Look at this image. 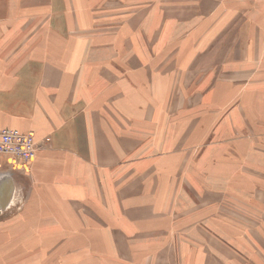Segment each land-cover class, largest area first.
<instances>
[{"label": "crops", "instance_id": "1", "mask_svg": "<svg viewBox=\"0 0 264 264\" xmlns=\"http://www.w3.org/2000/svg\"><path fill=\"white\" fill-rule=\"evenodd\" d=\"M0 126L37 143L26 167L0 155V264H261L264 216L208 198L264 169V138L235 135L264 136V0H0Z\"/></svg>", "mask_w": 264, "mask_h": 264}, {"label": "rangeland", "instance_id": "2", "mask_svg": "<svg viewBox=\"0 0 264 264\" xmlns=\"http://www.w3.org/2000/svg\"><path fill=\"white\" fill-rule=\"evenodd\" d=\"M162 2L161 1H155L154 2V8H157ZM142 4V3H141ZM142 5H146V2H143ZM165 8L163 6V4L160 5V10ZM146 18V17H145ZM144 18V19H145ZM188 18V17H187ZM143 19V21H144ZM147 19V18H146ZM161 19H165V17H161V16H155L153 18L154 22H157ZM170 19L173 20H178L177 17H170ZM149 20V19H148ZM144 23V22H143ZM146 24V23H145ZM143 28L145 29V26H143ZM152 28H166V25H162V26H157V25H152ZM171 28H177V26H171ZM185 29L187 30V33H189L188 35L190 37L193 38L194 41L197 42V48H199L197 51H199V55L204 57V54L206 55V62H208V57H209V51H210V47L211 44H215L216 39H214V41H210V33H200V32H195L194 31V26L187 24L185 26ZM162 36V32H153L152 37L151 38H146V32L142 33V39L146 42H148V44L150 43H158L162 40L161 39ZM224 39V36L221 38ZM180 40L179 36L176 37L173 41L169 42V44L173 45V46H177L178 41ZM204 67H208V65L203 66ZM201 73V72H200ZM201 78V76L199 77ZM219 81H214V83H218ZM224 83V87H226V82ZM223 96H221L222 99ZM220 99V101H221ZM219 101V102H220ZM217 102V104L219 103ZM201 104L200 102H197V105ZM241 104V102L238 99V96H234V97H230L229 100L227 102H224L223 105H219V107H215L213 108V112L216 113H211L213 115L218 114L219 112H222L223 114V118H226L228 115L231 114V112H234V110L238 107V105ZM243 110V109H242ZM245 112H247V116L248 117H253L254 114L249 110L246 109ZM210 114V113H209ZM258 122V121H257ZM212 123V122H211ZM258 124V123H257ZM214 126H211V128H213ZM242 131V130H240ZM236 132L235 135L238 136V133L241 134V136L237 137H243L245 139H248L250 143H252L259 135L261 137L264 138L263 134L261 132H250V130H247L246 133H242V132ZM254 135H256L257 137L254 139ZM208 141V140H207ZM206 141V143H207ZM252 149L253 151H257L258 148H256V144L252 145ZM260 149L262 151H264V146L260 147ZM199 150V149H197ZM254 158V156H253ZM255 161L257 162V159H255ZM220 162H227L225 160H222ZM248 166V165H247ZM245 166L244 163H241L240 168L243 169H249V173H241L240 172V176H236L230 179V177L226 178L225 182H219L217 181L216 176L213 177V181L214 183H216V185H223L226 182H231L229 184V186L227 188H225L224 190H222V192H217L214 194H211V196L208 198V200H210V202H212L214 204L213 208H214V217L218 220H226L227 222L231 223L229 220L230 219L234 222H238L241 223V217L242 216H250L253 218V220L257 221V219L260 217L262 218L264 216V208H257L255 206V202H264V198L260 199L259 197H256V193L253 192H247L248 188H251L254 185V181L253 180H260L262 183V187L259 185L258 187L261 189V191L263 192L264 195V169H254L251 166ZM207 169H210V166L206 167ZM237 202H241V206L237 205ZM239 204V203H238ZM264 206V204H262ZM219 230V229H217ZM187 243H189L190 247H193V242H190L189 240L186 241ZM64 244L65 242H58L57 244L58 247L61 244ZM174 243L173 241L171 242V244ZM176 243V242H175ZM56 244V245H57ZM77 245V242H72L71 248L67 247L66 251H73V249L75 248V246ZM250 246L252 248H254L255 250V259L259 260L261 262V264H264V251L263 252H259L258 249L262 248L261 246H258L257 241L252 240V242L250 243ZM77 248V247H76ZM76 251H78V249H76ZM253 257V259H254ZM28 259V258H27ZM44 259V258H43ZM62 259L63 256H58V258L56 259L57 264H62ZM13 263H17L16 260ZM251 263V262H249Z\"/></svg>", "mask_w": 264, "mask_h": 264}, {"label": "built area", "instance_id": "3", "mask_svg": "<svg viewBox=\"0 0 264 264\" xmlns=\"http://www.w3.org/2000/svg\"><path fill=\"white\" fill-rule=\"evenodd\" d=\"M36 149L37 143L32 132L0 126V155L16 156L21 160V165L26 167L34 160Z\"/></svg>", "mask_w": 264, "mask_h": 264}]
</instances>
